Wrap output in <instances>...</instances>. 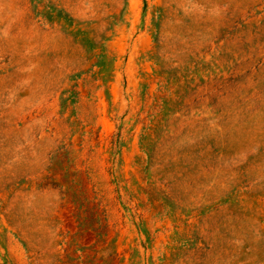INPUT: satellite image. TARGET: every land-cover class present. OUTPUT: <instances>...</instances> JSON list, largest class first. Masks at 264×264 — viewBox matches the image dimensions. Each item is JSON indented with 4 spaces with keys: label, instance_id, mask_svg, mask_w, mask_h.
I'll use <instances>...</instances> for the list:
<instances>
[{
    "label": "rangeland",
    "instance_id": "obj_1",
    "mask_svg": "<svg viewBox=\"0 0 264 264\" xmlns=\"http://www.w3.org/2000/svg\"><path fill=\"white\" fill-rule=\"evenodd\" d=\"M0 264H264V0H0Z\"/></svg>",
    "mask_w": 264,
    "mask_h": 264
}]
</instances>
